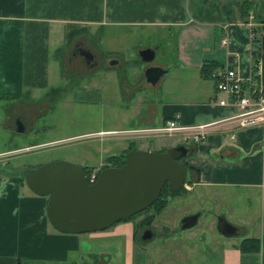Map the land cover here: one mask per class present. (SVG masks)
I'll list each match as a JSON object with an SVG mask.
<instances>
[{
  "label": "crops",
  "instance_id": "obj_1",
  "mask_svg": "<svg viewBox=\"0 0 264 264\" xmlns=\"http://www.w3.org/2000/svg\"><path fill=\"white\" fill-rule=\"evenodd\" d=\"M105 29H134L142 39L154 32L172 33L170 57L160 46L149 44L132 48L122 43V48L114 45L105 49ZM250 29L257 34L254 40ZM68 31L75 35L68 38ZM80 34H99L95 39L104 60L97 67L96 78L76 85L68 75L62 76L61 68L67 44ZM78 48L82 53L76 55L84 63L87 55L93 56L89 48ZM143 50L153 51L150 62L143 63L137 56ZM156 57L159 60L154 61ZM233 59L232 67L242 80L260 81L264 86V0H0V129L8 136L6 147L0 150V164L7 163V169L0 171V264H98L100 259L105 264L117 257V252L122 253L121 264H185L175 258L193 253L192 248L200 249L194 242L193 247L174 251L168 247H90L89 240L92 243L106 233H85L81 239L79 234L53 231L46 218V197L29 194L24 183L26 171L33 167L18 160L48 143L38 142L36 133L24 129V117L33 116V126L42 109L54 108L67 98L112 109L110 117L123 127L116 135L134 129L162 128L169 121L183 127L212 124L198 143L188 136L182 141V134L121 135L114 140L128 143L120 155H108L89 168L76 163L95 174L103 167L115 166L109 159L123 160L130 150L164 152L161 143L155 145L156 151L137 149V141L178 138L183 144L165 147L182 145L192 149L181 160L186 176L180 193L196 195L194 209L179 216L196 219L191 227L181 230L197 226L203 211H194L203 198L218 197L228 210L212 213L205 231L210 232L208 227L213 226L219 234L216 218L223 217L238 234H219L221 241L214 240L216 264H264V128L240 129L234 122H225L234 111L216 104L220 96L209 74L229 66ZM111 60L116 63L109 65ZM256 60L260 71L257 76L253 68ZM148 67L164 71L154 85L144 79L143 71ZM208 67L209 72H204ZM60 93L64 94L57 97ZM17 120L22 123L20 133L16 131ZM109 149L101 146L104 153ZM116 224L108 236L130 241L133 225ZM166 229L163 226L164 238L169 237ZM250 238L258 240L257 253L236 249L242 240ZM168 252L175 256L171 258Z\"/></svg>",
  "mask_w": 264,
  "mask_h": 264
},
{
  "label": "rangeland",
  "instance_id": "obj_2",
  "mask_svg": "<svg viewBox=\"0 0 264 264\" xmlns=\"http://www.w3.org/2000/svg\"><path fill=\"white\" fill-rule=\"evenodd\" d=\"M121 30H104L105 49H111L114 45L118 48H122V43H127L131 45L132 48L135 46L142 47L149 44L153 47L160 46L163 49L165 56L170 57L171 46L173 44L172 33L166 32L165 34H162L160 32H154L149 34L147 39H142L139 37L138 31L136 32L134 29H131L130 32L124 31L123 29ZM98 36L99 34L95 35L94 37L80 34L71 40L69 44H67V49L62 58L61 72L62 76L64 77L67 75L69 76V79L71 77V81L73 83L71 81H69V83L77 85L82 81H87L98 76L97 72L99 69H97V67L103 58L98 50V45L95 44V40L97 41L95 38ZM76 46H80L81 48H89L95 60L94 65H90L88 67L84 63L83 59L76 55ZM74 52L75 54L73 55ZM156 60H159L158 57H156L154 61ZM110 116H112V109L108 110L107 107H95V105L89 106L88 104L85 105L84 103H78L75 102L74 99L69 98L62 101L60 104H58V106L57 104H54V108L49 107L46 111L42 109L40 116L35 119L33 126H31V121L34 119L33 116H29L31 119L25 116L24 129H26L28 132H33V134L36 133L35 136L37 137L36 140L38 142L48 143L45 144V146H39V148L25 155L24 158H19L18 161L26 163L33 168L50 161H66L75 165H77L76 162H81L83 167L89 168L90 166L96 165V162L105 160V157L108 155H120L122 153V147L126 146L128 142L121 140L117 142L114 140L122 138L121 135H116L114 133L117 132L119 128L123 127L121 125L119 127V125H117V123H115ZM30 126L31 129L29 128ZM7 137L8 136L5 134V132L0 129V150L6 147L8 139ZM26 141L29 142L31 139L26 138ZM101 141H103V144H101ZM158 143L163 144L162 151H165V146L170 145L171 143L183 144V142L178 138H161L155 140L147 139L137 141L134 144L136 145L137 149L140 150L156 151L158 149L155 147V145ZM185 144H188V142ZM102 145H105V148L110 147V149L104 153L101 151ZM11 163L13 164V162ZM6 164L7 163L0 164V171L2 169H7V166H5ZM28 193L30 194L31 192L29 191ZM194 194L195 192H190L185 194L180 193L175 196H167L166 200L168 205L153 220V233L155 235L151 240H148L145 243L139 238L137 225L141 220L154 212L153 208L141 212L139 215L130 220V222H128L133 225V232L131 236L132 241L131 239L128 241L126 238L119 239L117 237H109L108 233L112 231L113 227L115 226L113 225L106 230L94 232L106 233V235L104 236V234H102V237H100L99 240H96L92 243L91 240H89V245L90 247H136L142 249L143 247H168L170 250L176 248L181 250L186 246L193 247L192 244L194 242L200 246V249L192 248L193 253H187L188 255H186L184 258L177 257L175 258L176 261L185 264H216L218 259L217 252L212 251V247H215L214 240L220 242L222 237L214 232L213 226L208 227L210 232L205 231V229L207 222L210 219V215H215L216 212L220 211L225 212L228 209H224V201L218 197H211L208 199L203 198L198 204L199 209L194 211H203L197 226L192 229L181 230L180 221L185 215L181 217L179 216L183 212H190L194 209V198L196 196H194ZM32 195L35 196L34 194ZM215 200H217L216 204L214 203ZM209 212H211V214ZM252 213H254L253 218L255 219L256 211L253 210ZM163 226H166V233L169 232V237H163ZM53 231L57 234H60L55 230ZM79 235L81 239L85 238V236L82 234ZM210 237L212 239L209 240L208 238ZM198 240H201V243H199ZM202 244L210 248L211 251H205L204 249H206V247H204ZM168 254H170L171 258L175 256V254L170 252H168ZM116 255L117 257L111 258V260L108 263L105 262V264H121L120 262L122 259V253L117 252ZM88 263L91 264L90 262ZM98 264H103V261L100 259Z\"/></svg>",
  "mask_w": 264,
  "mask_h": 264
},
{
  "label": "water",
  "instance_id": "obj_3",
  "mask_svg": "<svg viewBox=\"0 0 264 264\" xmlns=\"http://www.w3.org/2000/svg\"><path fill=\"white\" fill-rule=\"evenodd\" d=\"M137 56L147 63L153 51H139ZM86 57L91 59L90 55ZM115 63L110 61L109 65ZM163 73L160 68L148 67L143 76L147 84L154 85ZM16 125L20 133L22 123L17 120ZM191 153V148L182 145L159 153L130 150L124 154L121 166L101 169L91 184L80 166L50 161L26 171L24 183L35 196L46 197V218L56 232H100L147 209L159 198L163 185L170 193L178 192L186 176L181 160ZM195 219L183 218L181 229L191 227ZM215 229L224 237L238 234L223 217L216 218Z\"/></svg>",
  "mask_w": 264,
  "mask_h": 264
},
{
  "label": "built area",
  "instance_id": "obj_4",
  "mask_svg": "<svg viewBox=\"0 0 264 264\" xmlns=\"http://www.w3.org/2000/svg\"><path fill=\"white\" fill-rule=\"evenodd\" d=\"M257 34L253 29H250V37L252 40L256 38ZM226 44V40L222 42ZM235 60L229 62V66H223L217 70L209 73L211 79L214 81V90L219 99L216 104L220 107H230L233 113L226 119L225 122H234L240 129L259 127L264 128V86L262 83L242 80L232 65ZM254 75H259V62L256 60L253 64ZM253 80V79H252ZM212 124L197 125L193 127H183L176 124L175 121H169L162 128L156 129H134L121 132L119 134L127 138H134L140 136H173L182 134L184 137L182 141H186L188 137L193 143L201 142L206 135V129ZM188 136V137H187ZM35 147L26 148V150L34 149ZM95 174H88V184L93 183Z\"/></svg>",
  "mask_w": 264,
  "mask_h": 264
},
{
  "label": "trees",
  "instance_id": "obj_5",
  "mask_svg": "<svg viewBox=\"0 0 264 264\" xmlns=\"http://www.w3.org/2000/svg\"><path fill=\"white\" fill-rule=\"evenodd\" d=\"M74 35H75V33H71V31H69L68 38L71 37V36H74ZM95 44L97 45V41L96 40H95ZM208 69H209V67L208 68H204L203 71L208 73L209 72ZM60 94L63 95L64 93H60ZM130 149H132V146L130 147ZM109 160L113 161L115 163V167H119V166H121L123 164L122 158L117 159V160H116V158L115 159L112 158V159H109ZM88 172H89L88 170L84 169V173H85L86 177L89 174ZM182 190H183V187L176 193H170L168 191L166 185H163V187H162V189L160 191V194H159V198L151 206H149L147 209L144 210V211H146V210H148L150 208H153L154 212L151 213V215L145 217L141 221V223H139V224L143 225V226H145L147 224H150L151 221L154 219V217L157 216L159 214V212H161L163 210V208L165 207L167 196H169V195L170 196L178 195ZM139 214L140 213L132 216L131 218H129L127 220L119 221L118 223L130 222V220H132L135 216H137ZM236 249H238L241 253H257L258 250H259V243H258V240L254 239V238L244 239L238 244Z\"/></svg>",
  "mask_w": 264,
  "mask_h": 264
},
{
  "label": "flooded vegetation",
  "instance_id": "obj_6",
  "mask_svg": "<svg viewBox=\"0 0 264 264\" xmlns=\"http://www.w3.org/2000/svg\"><path fill=\"white\" fill-rule=\"evenodd\" d=\"M75 52L76 53H82V51H81V49L80 48H78V46H76V50H75ZM85 63L88 65V66H90V65H94V63H95V60H94V57L93 56H91V59H86L85 60ZM61 95V94H60ZM60 95H58L57 97H59ZM108 167H115V166H110V165H108ZM108 167H103L102 169H104V168H108ZM84 170V169H83ZM101 170V169H100ZM100 170H98L97 171V173L100 171ZM97 173H96V175H97ZM142 221V220H141ZM141 221L139 222V223H141ZM149 225L150 224H147V225H145V226H143V225H137V230H138V233H139V238H140V240L141 241H144V240H146V239H148V238H150V237H153L155 234L153 233V231L151 232V230H150V228H149ZM131 241H132V238H131ZM148 241V240H147ZM146 241H144V243H145Z\"/></svg>",
  "mask_w": 264,
  "mask_h": 264
}]
</instances>
